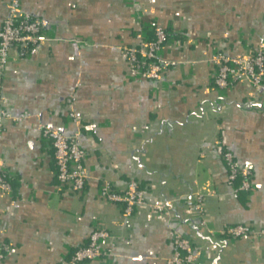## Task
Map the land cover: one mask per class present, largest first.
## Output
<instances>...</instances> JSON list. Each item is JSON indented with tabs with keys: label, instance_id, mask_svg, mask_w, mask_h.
<instances>
[{
	"label": "crops",
	"instance_id": "crops-1",
	"mask_svg": "<svg viewBox=\"0 0 264 264\" xmlns=\"http://www.w3.org/2000/svg\"><path fill=\"white\" fill-rule=\"evenodd\" d=\"M13 0H0V28ZM43 23V41L11 53L0 94L11 114L0 135V264H65L104 227L108 255L85 264H168L173 236L193 241L201 264H264V89L214 83L217 53L264 50V0H19ZM154 25L174 62L160 81L130 74L126 50ZM80 115L76 121L70 116ZM44 126L78 135L87 152L83 192L62 187ZM251 169L254 189L234 192L216 149ZM135 180L146 204L125 216L100 196ZM238 183V182H237ZM236 183V184H237ZM198 197L202 211L195 209ZM157 205H164L159 211Z\"/></svg>",
	"mask_w": 264,
	"mask_h": 264
},
{
	"label": "built area",
	"instance_id": "built-area-1",
	"mask_svg": "<svg viewBox=\"0 0 264 264\" xmlns=\"http://www.w3.org/2000/svg\"><path fill=\"white\" fill-rule=\"evenodd\" d=\"M43 26L44 23L39 18L20 10L19 0H13L9 15L0 28V81L12 52L17 51L19 56L24 57L39 47L43 41ZM150 30L153 31V38L146 32L138 33V43L126 50V57L131 66L132 77L139 80L160 81L165 72L174 65V62L164 60L161 56V50L170 40L171 33L159 25L152 26ZM212 60L218 66L214 78L218 88L228 89L237 83L250 81L258 88L264 89V50L256 49L246 57L220 52L215 54ZM5 103L6 99L0 94V135L5 120L11 118ZM70 116L76 121L81 120L80 115L74 112H71ZM42 136L50 142L54 150L56 177L61 186L75 193L83 192L88 180L84 165L87 152L80 143V137L68 135L49 126L43 127ZM216 151L227 165L228 183L234 187V192L239 194L252 191L254 181L251 169L238 162L234 154L225 149L222 144H218ZM0 190L11 191L9 179L3 173H0ZM146 193V189L135 180L129 181L123 192H117L107 183L100 190V196L103 199L122 206L125 216H131L137 206L146 204ZM156 207L159 211H165L164 205ZM195 209L202 211V200L199 197ZM223 233L232 238L253 233L264 235V231L254 232L251 225L247 224L228 226ZM110 238L111 235L104 227H96L91 232L88 242L77 248L65 264H85L108 255L114 245L113 242L108 243ZM172 244L173 254L168 264H201L197 261L195 247L190 238L176 233ZM11 250L10 245L1 246L0 256L8 254Z\"/></svg>",
	"mask_w": 264,
	"mask_h": 264
},
{
	"label": "trees",
	"instance_id": "trees-1",
	"mask_svg": "<svg viewBox=\"0 0 264 264\" xmlns=\"http://www.w3.org/2000/svg\"><path fill=\"white\" fill-rule=\"evenodd\" d=\"M146 34H147L149 37L153 38V31L148 30V31L146 32Z\"/></svg>",
	"mask_w": 264,
	"mask_h": 264
}]
</instances>
